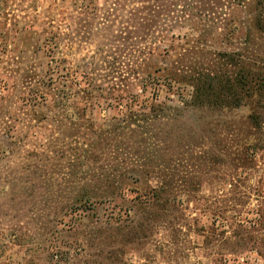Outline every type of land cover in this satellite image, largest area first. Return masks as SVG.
Returning a JSON list of instances; mask_svg holds the SVG:
<instances>
[{
  "label": "rangeland",
  "instance_id": "374dc122",
  "mask_svg": "<svg viewBox=\"0 0 264 264\" xmlns=\"http://www.w3.org/2000/svg\"><path fill=\"white\" fill-rule=\"evenodd\" d=\"M0 264H264V0H0Z\"/></svg>",
  "mask_w": 264,
  "mask_h": 264
}]
</instances>
